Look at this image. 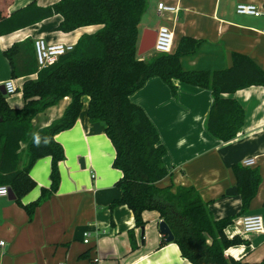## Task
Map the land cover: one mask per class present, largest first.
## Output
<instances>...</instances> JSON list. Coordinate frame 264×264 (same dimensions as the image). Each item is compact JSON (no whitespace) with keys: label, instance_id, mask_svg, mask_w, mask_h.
I'll list each match as a JSON object with an SVG mask.
<instances>
[{"label":"crops","instance_id":"1","mask_svg":"<svg viewBox=\"0 0 264 264\" xmlns=\"http://www.w3.org/2000/svg\"><path fill=\"white\" fill-rule=\"evenodd\" d=\"M33 1L15 0L7 7V13L12 14ZM58 1L35 0L40 7ZM161 1L148 0V10L139 25V41L144 30L157 31L154 25L161 23L160 26H167L174 34V52L183 37H192L201 43L196 54L181 59L184 70H227L232 67L234 53L248 55L264 70V0H165L178 7L176 13L166 16L157 9ZM239 3L259 6L262 15H238ZM61 17L55 15L18 32L0 35V86L12 80L17 88L15 94L7 96L11 108L24 106L23 83L36 79V73L14 79L12 64L4 55L6 50L27 39L75 45L83 34L100 28L90 26L63 33L56 30ZM172 83L175 92L161 78H150L130 96V101L143 109L157 129L159 143L166 149L164 163L173 183L193 186L203 201L210 203L216 220L240 212L241 198L232 168L242 165L246 158H256V165L249 168L261 172L257 194L249 211L237 218L225 233L229 238L239 235L248 242L247 246L230 248L227 254L249 264H259L264 260V232L244 235L238 222L246 215H259L264 224V87L251 86L222 95L242 105L246 121L235 139L223 142L212 138L205 129L214 105L211 90L179 80ZM81 100L83 107L76 123L55 136L65 149V159L59 163L58 191L37 208L32 220L15 199L0 196V242L4 243L0 245V264H91L93 261L97 264H191L181 256L176 244L165 241L156 211L143 213L145 226L140 228L127 206L109 209L121 196L115 184L122 175L112 167L115 150L105 134V124L91 123L87 115L89 97L83 96ZM70 102L71 98L65 97L38 114L32 121V135L63 116ZM27 161L26 144L22 143L20 167L27 165ZM51 166L50 157L36 161L30 171L36 187L21 199L23 205L36 201L43 189L50 188ZM168 182L167 179L162 184ZM85 231L91 232L89 244L83 242ZM131 232L136 249L131 246Z\"/></svg>","mask_w":264,"mask_h":264},{"label":"trees","instance_id":"2","mask_svg":"<svg viewBox=\"0 0 264 264\" xmlns=\"http://www.w3.org/2000/svg\"><path fill=\"white\" fill-rule=\"evenodd\" d=\"M15 0H0V35H9L34 26L55 15L62 16L56 30L70 33L79 28L99 26L91 34H83L71 51L51 66L39 69L34 42L27 39L13 44L4 52L12 77L36 73L22 86L25 103L13 109L0 90V186L11 189L15 202L32 220L37 208L59 189V163L65 152L55 136L73 127L83 107L82 97H89L87 115L91 123L105 124L115 157L112 167L121 172L115 186L121 196L110 205L112 211L127 206L135 225L144 227L143 213L156 211L171 230L181 256L191 264H249L227 254L232 247L248 245L239 235L229 238L225 230L249 211L262 180L258 169L233 166L241 210L232 217L216 220L210 203L201 198L193 186H178L171 179L164 157L166 149L159 134L143 109L130 101L147 80L161 78L173 86V80L211 90L212 108L205 121L207 133L217 140L229 142L244 126L245 111L236 100L225 99L251 86L264 87V70L248 55L234 53L232 67L222 71H187L181 59L197 53L200 41L183 37L173 54L138 56L139 25L148 9V0H59L40 7L35 0L12 14L7 7ZM65 97L71 102L63 116L32 135L33 119ZM26 144L27 165L20 167L21 144ZM51 158V186L40 197L23 205L21 199L36 187L30 171L37 160ZM169 182L163 185V181ZM132 249H136L130 233ZM166 238V236H163ZM89 253V252H88ZM84 256V255H83ZM87 256V254H85ZM92 260H90L91 262ZM264 264V260L259 263Z\"/></svg>","mask_w":264,"mask_h":264},{"label":"built area","instance_id":"3","mask_svg":"<svg viewBox=\"0 0 264 264\" xmlns=\"http://www.w3.org/2000/svg\"><path fill=\"white\" fill-rule=\"evenodd\" d=\"M168 1V0H167ZM178 1V0H169ZM157 9L161 13H176L177 6L169 5L165 1L159 2ZM236 13L243 16L259 17L262 15V9L259 6L251 3H239L236 6ZM155 44L153 50L156 54H173L174 52V34L167 26H160L157 30ZM37 65L39 69L48 67L56 63L59 58L71 51H74L73 44L66 43H47L44 39H37L34 42ZM4 88L6 95H12L17 92L14 81L5 82ZM257 163L256 158H246L242 161L244 167H254ZM8 187L0 186V196H8ZM241 232L244 235L261 234L264 232L263 219L259 215H246L238 222ZM83 242L89 244L91 232L85 231ZM4 246L3 242H0ZM97 264V261L91 262Z\"/></svg>","mask_w":264,"mask_h":264},{"label":"water","instance_id":"4","mask_svg":"<svg viewBox=\"0 0 264 264\" xmlns=\"http://www.w3.org/2000/svg\"><path fill=\"white\" fill-rule=\"evenodd\" d=\"M156 35H157L156 30H150V29L144 30V32L141 35L139 44H138V56H143L147 53H150V51L153 50L155 40L157 37ZM0 90L3 92V94L6 95L4 85L0 86ZM8 192H9L8 197L10 199L16 198L11 189H8ZM159 230L161 234L166 236L165 241L167 243H170L173 240L174 235L172 234L171 230L169 229V227L167 226L165 222L161 221L159 223Z\"/></svg>","mask_w":264,"mask_h":264},{"label":"rangeland","instance_id":"5","mask_svg":"<svg viewBox=\"0 0 264 264\" xmlns=\"http://www.w3.org/2000/svg\"><path fill=\"white\" fill-rule=\"evenodd\" d=\"M163 1H165V0H163ZM147 10H148V9H147ZM163 14H165V16H166V15H168V14H170V13H163ZM160 19H161V18H160ZM160 25H161V23H157V24H155V25H154V29H158ZM97 28H98V27H97ZM97 28H95V30H97ZM155 54H156V52H155L154 50H151L150 53H147L146 58H150V57H152V56L155 55Z\"/></svg>","mask_w":264,"mask_h":264}]
</instances>
